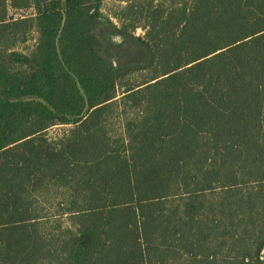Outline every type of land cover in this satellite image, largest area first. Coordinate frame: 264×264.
Masks as SVG:
<instances>
[{
    "label": "trees",
    "instance_id": "16d2710c",
    "mask_svg": "<svg viewBox=\"0 0 264 264\" xmlns=\"http://www.w3.org/2000/svg\"><path fill=\"white\" fill-rule=\"evenodd\" d=\"M104 1L0 0V264H264V0Z\"/></svg>",
    "mask_w": 264,
    "mask_h": 264
},
{
    "label": "rangeland",
    "instance_id": "374dc122",
    "mask_svg": "<svg viewBox=\"0 0 264 264\" xmlns=\"http://www.w3.org/2000/svg\"><path fill=\"white\" fill-rule=\"evenodd\" d=\"M125 3L122 0H105L102 3L101 6V10L103 12V14L110 18L111 21L116 24V26H120V23L118 22L117 18L115 17L116 12H118V8L122 5H124ZM24 11H20V10H14L12 9V15L14 16H20L23 14ZM115 30L109 23H107L106 21H103L102 27L99 28V30L97 31L98 36L101 40H105L108 39L111 40L114 43H119L122 41V37L119 36L118 34H115ZM135 34L137 36H143L145 35V30L142 29V27L138 28L135 31ZM34 44V39L30 38V41L26 44V47H31ZM24 48V46H20V49ZM68 127L65 126H56L52 129H50L47 133L49 138H58L59 136H62L65 132V130H67Z\"/></svg>",
    "mask_w": 264,
    "mask_h": 264
}]
</instances>
